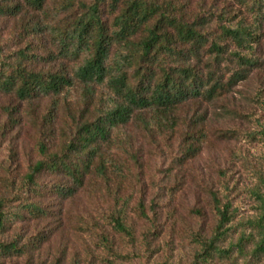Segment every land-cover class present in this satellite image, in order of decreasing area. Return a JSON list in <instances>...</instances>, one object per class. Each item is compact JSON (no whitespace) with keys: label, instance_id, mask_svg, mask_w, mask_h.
<instances>
[{"label":"trees","instance_id":"trees-1","mask_svg":"<svg viewBox=\"0 0 264 264\" xmlns=\"http://www.w3.org/2000/svg\"><path fill=\"white\" fill-rule=\"evenodd\" d=\"M254 71L264 76V0H0V94L26 109L49 101L35 141L40 158L0 197V234L17 220L47 215L35 200L45 171L63 181L44 191L65 198L90 175L105 184L124 176L129 165L109 150L131 144L133 128L151 138L174 135L180 164L193 158L208 135L202 115L182 130V110L226 98ZM63 107L72 121L59 136L53 120ZM258 173L247 217L209 191L216 224L209 238L198 236L191 264H264V170ZM139 212L146 216L142 203ZM110 219L132 236L125 208L115 207ZM44 239L39 233L31 243ZM101 240L111 249L105 234ZM28 248L18 238L0 240V258Z\"/></svg>","mask_w":264,"mask_h":264},{"label":"rangeland","instance_id":"rangeland-1","mask_svg":"<svg viewBox=\"0 0 264 264\" xmlns=\"http://www.w3.org/2000/svg\"><path fill=\"white\" fill-rule=\"evenodd\" d=\"M48 106L49 101L43 100L26 109L0 94V197L8 196L40 158L35 141L40 116ZM11 114L17 117L15 123L9 121ZM180 115L182 130L186 129L182 123L202 115L208 135L196 156L182 164L181 144L174 135L151 138L133 128L131 144L112 145L109 150L129 165L124 176L105 184L90 175L74 196L65 198L44 191L62 182L61 176L46 171L40 175L44 194L35 200L47 215L17 220L0 234L2 241L29 242L25 255L0 258V264H191L199 249L198 236L209 238L216 224L209 191L225 196L238 210L237 218L251 215L255 205L251 190L258 172L264 170V76L254 71L226 98L185 108ZM70 116L65 107L55 113L53 125L59 136L71 126ZM58 148L56 143L53 150ZM139 203L146 216L140 214ZM117 206L126 209L131 237L111 225ZM39 233L45 239L34 246L32 237ZM102 234L109 238L111 249L103 244ZM208 264L232 263L215 258Z\"/></svg>","mask_w":264,"mask_h":264}]
</instances>
